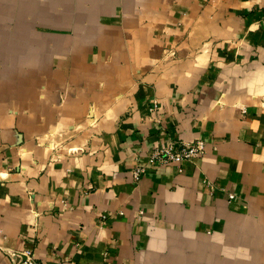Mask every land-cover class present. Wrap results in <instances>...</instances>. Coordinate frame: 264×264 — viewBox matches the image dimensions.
Returning <instances> with one entry per match:
<instances>
[{
	"label": "crops",
	"instance_id": "crops-1",
	"mask_svg": "<svg viewBox=\"0 0 264 264\" xmlns=\"http://www.w3.org/2000/svg\"><path fill=\"white\" fill-rule=\"evenodd\" d=\"M25 250L264 264V0H0V264Z\"/></svg>",
	"mask_w": 264,
	"mask_h": 264
},
{
	"label": "built area",
	"instance_id": "built-area-1",
	"mask_svg": "<svg viewBox=\"0 0 264 264\" xmlns=\"http://www.w3.org/2000/svg\"><path fill=\"white\" fill-rule=\"evenodd\" d=\"M160 109V104L155 102L154 106L151 108V111L153 114H155ZM205 150L206 142L200 138L193 142H183L179 144L172 142L164 147H155L150 152L147 163L138 165V167L135 168L134 176L136 179H141L144 172L148 169V166L153 164L165 165L176 163L178 166H181L183 162L204 154ZM230 195L231 197H234V194ZM23 253L26 256L25 259L22 257V253L19 251L12 253L13 264H35V256L31 250H25Z\"/></svg>",
	"mask_w": 264,
	"mask_h": 264
},
{
	"label": "water",
	"instance_id": "water-1",
	"mask_svg": "<svg viewBox=\"0 0 264 264\" xmlns=\"http://www.w3.org/2000/svg\"><path fill=\"white\" fill-rule=\"evenodd\" d=\"M22 255V254H21ZM23 256H24V254H23ZM24 258H25V256H24Z\"/></svg>",
	"mask_w": 264,
	"mask_h": 264
}]
</instances>
